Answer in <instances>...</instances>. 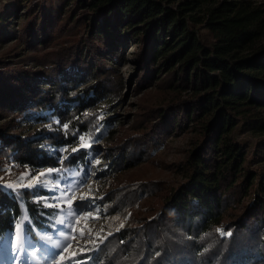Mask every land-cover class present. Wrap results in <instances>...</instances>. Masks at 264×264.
<instances>
[{"label": "trees", "instance_id": "trees-1", "mask_svg": "<svg viewBox=\"0 0 264 264\" xmlns=\"http://www.w3.org/2000/svg\"><path fill=\"white\" fill-rule=\"evenodd\" d=\"M7 18L0 120L57 118L69 135L49 125L12 135L11 123L0 124V166L55 168L47 147L116 125L91 108L119 88L108 66L129 44L143 93L126 136L107 148L113 174L153 163L170 138L191 136L176 185L135 177L102 205L112 224L132 215L122 227L108 223L98 263L264 264V1L69 0L51 13L14 5ZM14 214L41 230L53 211L35 191L0 184V237L14 231Z\"/></svg>", "mask_w": 264, "mask_h": 264}, {"label": "rangeland", "instance_id": "rangeland-1", "mask_svg": "<svg viewBox=\"0 0 264 264\" xmlns=\"http://www.w3.org/2000/svg\"><path fill=\"white\" fill-rule=\"evenodd\" d=\"M67 1L69 0H0V31L7 22L9 9L14 5L27 11L34 3L40 8L43 7L47 13H51L65 8ZM253 1L263 2L264 0ZM26 8L27 10H25ZM22 21L23 18L14 20V25H20ZM129 45L125 47L124 57L117 62L114 61V66L111 63V66H108V68H115L116 76L120 79L119 88H115L116 92L113 95H107L95 107L91 108V110L100 113L101 120L105 116H111L112 122H117L116 125L112 123L104 130L92 129L82 134H74L72 143L47 147L57 165L55 168L49 167L54 169L52 172H48L49 168L38 171L23 168L15 171L12 161L7 162L4 167L0 166V184L3 186L15 184V189L23 188L35 191L36 202L53 211L49 222L41 230H32L30 228L32 222L29 218L24 223L25 235L31 239V245L28 256L22 257V259H28L29 264H32L33 261L34 264H45V260L48 261V264H100L95 258L94 250L104 244L110 227L108 223L111 221V218L104 214L102 205L113 196L116 186L135 177L165 182L168 187L176 185L181 180L179 172L175 169L183 161L190 148L191 136L188 133L170 138L161 150L154 153L153 163H147L120 174L112 172L107 148L116 145L120 139L126 136L127 132L125 131L130 129L133 124L143 93L136 90L137 69L130 62L135 48L128 47ZM9 46L10 44H0V55L6 53ZM87 112L88 110H85L83 114ZM14 117L15 114H8L0 120L1 125L11 123L9 129H11L12 135H30L48 125L50 128L59 129L67 137L69 135L68 127L64 129V124L61 125L57 118H50L48 123L19 118L13 124L11 119ZM80 135L84 136L88 147L81 148L79 146ZM254 139H251L247 134L241 137V140L245 142ZM65 146L67 150L61 151ZM73 147L78 148V152L74 153ZM64 157H68V159H64ZM80 157H84L85 160H79ZM97 160L99 163H96ZM41 172L44 173L43 176L40 175ZM29 184L33 186L29 187ZM135 210V213L140 214L141 211L138 208ZM131 215L132 212H129L124 219L117 220L113 224L111 221L110 225L122 227L128 223ZM84 217H88V219L85 220ZM59 221H63V223H58ZM81 231L83 236H81ZM49 237L51 239H48ZM9 245L12 254L15 255V229L5 237H0V247ZM56 245H60L59 249H56L60 255L55 256V259H50L55 255L53 249L56 248ZM4 260L5 264H18V261L9 258L7 252ZM63 261L65 262L63 263Z\"/></svg>", "mask_w": 264, "mask_h": 264}, {"label": "snow or ice", "instance_id": "snow-or-ice-1", "mask_svg": "<svg viewBox=\"0 0 264 264\" xmlns=\"http://www.w3.org/2000/svg\"><path fill=\"white\" fill-rule=\"evenodd\" d=\"M59 123V122H57ZM64 129H67V124L63 125ZM79 141H80V147L84 148V147H88L89 145L85 143V138L83 135L79 136ZM67 148L66 146L64 148L61 149V151H66ZM73 152H78V148L73 147ZM91 155V154H89ZM64 159H68V157H64ZM96 163H99V161L97 160ZM54 171V169L49 168L48 172H52ZM41 176L44 175L43 172L40 173ZM32 184H29V187H32ZM7 189L10 190H14L16 188L15 184H8L6 186ZM13 194L19 199L22 196V193H16L13 191ZM22 202V201H21ZM95 218V217H92ZM13 222L15 225V237H16V253L15 255L12 254L11 250H10V245L8 247H0V264H5V260H4V256L5 253L7 252V255L9 256L10 259H14L16 261H18V264H29V260L28 259H22V257H27L29 254V248L31 245V239L27 238L25 235V227H24V223L25 221L28 219L27 216H24L23 219H19L17 220L15 214L13 215ZM85 220L88 219V217H84ZM58 223H63V221H59ZM77 223H79V221H77ZM81 236H83V232L81 231ZM48 239H51V237H49ZM60 245H56V248L53 249V251L55 252V255L51 256L50 259H55V256L60 255L59 251H56V249H59ZM61 259H63V257H61ZM32 264H34V261L32 262ZM45 264H48V261L45 260Z\"/></svg>", "mask_w": 264, "mask_h": 264}, {"label": "bare ground", "instance_id": "bare-ground-1", "mask_svg": "<svg viewBox=\"0 0 264 264\" xmlns=\"http://www.w3.org/2000/svg\"><path fill=\"white\" fill-rule=\"evenodd\" d=\"M66 261H67V259H66ZM65 261H63V263H64Z\"/></svg>", "mask_w": 264, "mask_h": 264}]
</instances>
